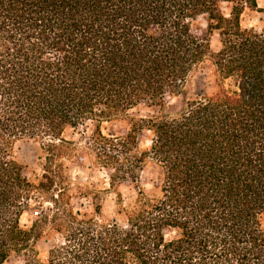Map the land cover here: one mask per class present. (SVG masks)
Listing matches in <instances>:
<instances>
[{
  "label": "trees",
  "instance_id": "16d2710c",
  "mask_svg": "<svg viewBox=\"0 0 264 264\" xmlns=\"http://www.w3.org/2000/svg\"><path fill=\"white\" fill-rule=\"evenodd\" d=\"M248 9L264 11L258 0H0V264H264V20L244 26ZM206 68L214 90L181 111L130 115L190 93ZM87 120L111 215L99 195L75 209L71 195L61 202L69 183L56 187L62 148L80 149L63 133ZM114 120L128 129L105 134ZM25 140L39 144L35 165L15 153ZM147 158L161 168L153 191L139 180ZM43 188L56 189L53 206L39 199L24 227ZM57 236L42 259L38 243Z\"/></svg>",
  "mask_w": 264,
  "mask_h": 264
},
{
  "label": "rangeland",
  "instance_id": "374dc122",
  "mask_svg": "<svg viewBox=\"0 0 264 264\" xmlns=\"http://www.w3.org/2000/svg\"><path fill=\"white\" fill-rule=\"evenodd\" d=\"M259 6L264 8V0H258ZM264 20V11H251L247 10L242 17V24L244 26L255 25L257 27L263 24ZM198 25L201 27L206 26V21L201 18L197 21ZM211 43L214 48H218V33L214 32L211 36ZM213 75L209 68L200 71L198 77L195 79L193 89L188 94L181 95H169L166 98L164 105H156L148 107L144 104L139 105L130 111V115L140 116L148 114H157L160 112H165L168 114H174L181 111L187 103L188 97L192 96L197 92H203L207 88V92L214 90ZM96 121L87 120L83 124H80L77 127L68 126L63 135L66 139L71 140L76 143L79 149V153L75 155L72 154L66 155L69 150L67 148H62V158L66 162L68 167H66L60 176L57 177L60 187L69 183L68 188L66 189V194L62 198L61 202L67 199L68 195H71L72 205L75 209H84L91 205L92 196H98L101 199L103 204V212L106 215H111L115 209L116 203V193L112 188H109L108 184V171L99 166H95L94 157L95 154L87 149L86 138L92 135L95 129ZM102 131L105 134L113 131L116 133H122L128 129V121L123 120H114V121H103L100 125ZM86 135V138H85ZM151 132L144 130L142 135L139 137V147L141 149H146L150 145ZM89 139H87L88 141ZM39 144L33 140L20 141L16 145L15 153L19 159L22 161L28 162L31 165H35L36 155L38 154ZM67 151V152H65ZM45 160V159H44ZM58 161V160H57ZM39 173H42L43 170L38 169ZM161 172L159 165L154 162L151 158H147L143 166V169L139 171V180L140 184L147 191H153L155 189V184L158 182V177ZM119 189L123 192L126 198L132 196L135 193V189L130 185H120ZM56 190V189H55ZM55 190L41 189V192H35L33 198L30 200V208L24 211L21 216V224L24 227H29L32 225L33 221L36 218V209L35 205L40 199L44 202V208L52 207L53 203L51 198L53 197ZM43 194V196H42ZM264 222V218H263ZM55 241H60V236L55 237L54 239H42L38 243V249L42 259H46L50 247ZM20 260L16 256H12L6 264H16Z\"/></svg>",
  "mask_w": 264,
  "mask_h": 264
}]
</instances>
